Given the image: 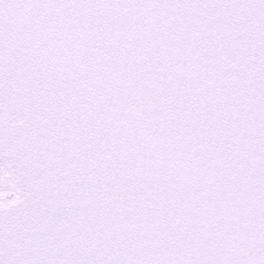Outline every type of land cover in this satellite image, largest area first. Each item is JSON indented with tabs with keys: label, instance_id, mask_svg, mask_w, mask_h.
I'll return each mask as SVG.
<instances>
[{
	"label": "snow or ice",
	"instance_id": "6c2138e0",
	"mask_svg": "<svg viewBox=\"0 0 264 264\" xmlns=\"http://www.w3.org/2000/svg\"><path fill=\"white\" fill-rule=\"evenodd\" d=\"M0 264H264V0H0Z\"/></svg>",
	"mask_w": 264,
	"mask_h": 264
}]
</instances>
